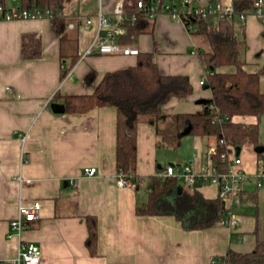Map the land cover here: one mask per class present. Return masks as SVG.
Returning <instances> with one entry per match:
<instances>
[{
  "label": "crops",
  "instance_id": "0c3cea01",
  "mask_svg": "<svg viewBox=\"0 0 264 264\" xmlns=\"http://www.w3.org/2000/svg\"><path fill=\"white\" fill-rule=\"evenodd\" d=\"M117 1L75 0L71 11L64 5L62 17L75 37L64 46V59L51 20L6 21L0 17V261L17 256L19 242L7 235L19 205L36 201L42 204L40 219L28 225L23 238L41 247L40 264H217L229 251L250 253L264 241V186L257 187L256 176L264 153L259 156L252 145L240 148L239 155L235 150L247 172L241 186L243 205L235 209L238 226L230 229L218 223L209 229L186 230L175 217L136 213L137 206L147 200L150 179L161 176L165 169L159 173L162 167L157 165L154 126L144 120L138 128L139 189L134 185L122 189L117 185L116 110L62 112L61 98L93 93L94 87L85 85L92 70L97 72L98 84L106 73L136 65L133 57L83 58L96 35L99 12L111 15ZM190 1L193 6L239 4L238 0ZM255 1L244 3L252 6ZM13 7H20L19 3L13 1L7 8ZM235 31L245 43L246 71L259 72L264 67V17L235 21ZM35 45L38 56L32 57ZM132 46L140 53L152 54L162 74L185 75L191 81L193 95L172 99L163 109L166 115L196 113L201 110L197 101L212 97L211 91L199 84L207 71L193 54L198 47H205V42L193 38L183 24L159 17L154 21V32L140 36ZM72 55L78 56L74 66ZM218 71L231 73L235 69ZM260 84L264 93V76ZM234 121L256 123L255 118L235 117ZM194 138L196 154L188 164L199 169L206 164L207 150L216 139ZM259 147L264 148L261 134ZM91 168L97 174L84 177V170ZM198 191L206 199H217L215 186ZM89 217L98 223L97 256L86 247Z\"/></svg>",
  "mask_w": 264,
  "mask_h": 264
},
{
  "label": "trees",
  "instance_id": "16d2710c",
  "mask_svg": "<svg viewBox=\"0 0 264 264\" xmlns=\"http://www.w3.org/2000/svg\"><path fill=\"white\" fill-rule=\"evenodd\" d=\"M17 1L24 11L39 8L50 11L55 34L63 48L73 41L69 32V22L62 17L65 0H0V5L8 9V4ZM125 11L137 12L141 0H123ZM149 2L152 0H143ZM166 1V0H162ZM252 6L239 3V11L251 10ZM191 26L190 35L202 38L205 48L198 47L197 57L208 72L206 88L212 97L196 113L166 115L164 107L172 99H187L193 95V86L188 76L164 75L153 60V55L140 53L136 65L104 75L97 82V72L92 70L85 78V85L94 87L90 95L67 96L61 98L62 112L85 114L97 108H114L116 122V166L118 174L132 178L139 189L142 178L137 175L138 128L147 121L156 130L157 146L174 150L182 146L183 132L190 126L188 136L214 137L218 153L227 149H240L246 145L259 147L260 123L264 116V93L261 92V77L264 67L257 73L246 71L243 59L245 43L235 31V21L226 18L210 23L198 17L187 21ZM127 33L119 39L123 45H133L140 36L154 32V22L139 16L134 23L126 24ZM38 45L33 48L32 57L38 56ZM72 65L78 56H70ZM64 67V66H63ZM224 67H233L234 72H220ZM65 69V67H64ZM62 74V80L69 73ZM235 117L255 118V124L237 123ZM221 142L224 145L221 146ZM263 156V154H259ZM214 162L225 170L219 156ZM163 168H160L161 173ZM179 188L182 192L179 193ZM242 200L244 197L242 195ZM138 216H172L179 220L186 230H204L215 227L225 218V206L220 199H206L197 189H187L176 180L153 177L147 189V200L137 206ZM88 237L86 247L92 256H97L98 223L96 218H87ZM217 264H264V241L258 242L255 249L246 254L229 251L217 260Z\"/></svg>",
  "mask_w": 264,
  "mask_h": 264
},
{
  "label": "built area",
  "instance_id": "2783aa9c",
  "mask_svg": "<svg viewBox=\"0 0 264 264\" xmlns=\"http://www.w3.org/2000/svg\"><path fill=\"white\" fill-rule=\"evenodd\" d=\"M244 3L245 0H238ZM139 16H143L150 21H156L159 17L165 16L171 21L181 23L187 31L193 28L187 26V21L192 17H198L201 20L219 21L228 19L245 23L250 16L264 17V2L256 0L251 10L239 11L234 4L222 5L220 2L207 6H193L190 0H152L145 2L139 1L137 4V12L128 13L124 8V1L118 0L115 3L113 13L111 15L99 12L97 16L98 29L96 35L85 52L83 58L91 55L101 56H124L136 58L140 51L132 45H123L119 39L126 35V24L134 23ZM0 17L6 21L21 20H52L54 15L50 11H42L39 8H33L30 11H24L20 7L5 9L0 5ZM85 25L88 27L90 21L87 19ZM73 28V25H70ZM197 54V52H193ZM206 75L201 79L200 86L207 85ZM224 142H221V146ZM219 147L213 145L209 147L206 154V164L198 169L194 163L185 166H167L162 178L176 180L182 182L187 189H199L203 186H215L217 188V198L220 199L225 206V218L220 225L233 228L238 226V218L235 209L243 205L242 200V183L247 177L243 161L235 155L234 149H227L223 153H218ZM219 156L220 163L226 167L222 170L214 158ZM260 170L257 173V187L264 186V163L262 160L258 162ZM97 174L95 168L85 169L84 177H94ZM117 185L122 189H130L133 186L132 178L124 175H117ZM77 186V184H76ZM42 204L39 201L31 205L20 204L18 208L17 218L10 223L7 237L9 239L16 238L19 242L17 256L11 261H0V264H40L42 257V249L35 243L25 241L23 236L31 222L40 219Z\"/></svg>",
  "mask_w": 264,
  "mask_h": 264
},
{
  "label": "rangeland",
  "instance_id": "374dc122",
  "mask_svg": "<svg viewBox=\"0 0 264 264\" xmlns=\"http://www.w3.org/2000/svg\"><path fill=\"white\" fill-rule=\"evenodd\" d=\"M73 1V2H72ZM76 4L75 0H66V3L64 4L68 11L71 9L73 10L74 7L73 5ZM67 11V13H68ZM202 48H205L202 46ZM260 134H261V139L264 140V117L262 119V125L260 127ZM195 138L192 136H184L183 141H182V146L174 150L173 148L169 147H160L157 146V154L156 158L158 161V164L162 168H166L169 165H186L188 162L193 160L194 155L196 154L195 151ZM197 143H200L197 141ZM205 144L202 145V149L205 150ZM182 183V182H181Z\"/></svg>",
  "mask_w": 264,
  "mask_h": 264
},
{
  "label": "water",
  "instance_id": "95a60500",
  "mask_svg": "<svg viewBox=\"0 0 264 264\" xmlns=\"http://www.w3.org/2000/svg\"><path fill=\"white\" fill-rule=\"evenodd\" d=\"M206 102H207L206 99H200V100L197 101L196 104L197 105H204V104H206ZM189 133H190V126H187L182 135L183 136H188ZM236 151H237V155H239L240 149L238 148ZM256 152L258 154H263L264 153V148L263 147H258V148H256ZM181 192H182V188H179V193H181Z\"/></svg>",
  "mask_w": 264,
  "mask_h": 264
}]
</instances>
